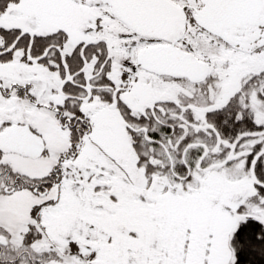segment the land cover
I'll list each match as a JSON object with an SVG mask.
<instances>
[{
	"label": "snow or ice",
	"instance_id": "6c2138e0",
	"mask_svg": "<svg viewBox=\"0 0 264 264\" xmlns=\"http://www.w3.org/2000/svg\"><path fill=\"white\" fill-rule=\"evenodd\" d=\"M0 264H264V0H0Z\"/></svg>",
	"mask_w": 264,
	"mask_h": 264
}]
</instances>
